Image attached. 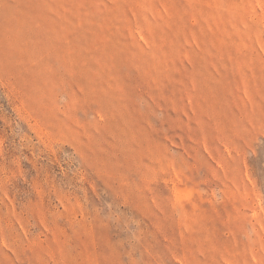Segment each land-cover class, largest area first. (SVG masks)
Wrapping results in <instances>:
<instances>
[{"label": "rangeland", "instance_id": "rangeland-1", "mask_svg": "<svg viewBox=\"0 0 264 264\" xmlns=\"http://www.w3.org/2000/svg\"><path fill=\"white\" fill-rule=\"evenodd\" d=\"M0 264H264V0H0Z\"/></svg>", "mask_w": 264, "mask_h": 264}]
</instances>
